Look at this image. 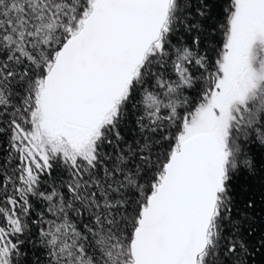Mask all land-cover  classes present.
<instances>
[{
  "label": "snow or ice",
  "instance_id": "snow-or-ice-1",
  "mask_svg": "<svg viewBox=\"0 0 264 264\" xmlns=\"http://www.w3.org/2000/svg\"><path fill=\"white\" fill-rule=\"evenodd\" d=\"M0 264H264V0H0Z\"/></svg>",
  "mask_w": 264,
  "mask_h": 264
}]
</instances>
